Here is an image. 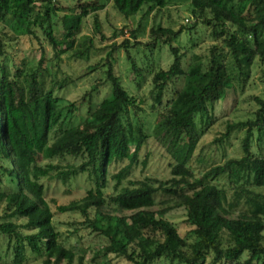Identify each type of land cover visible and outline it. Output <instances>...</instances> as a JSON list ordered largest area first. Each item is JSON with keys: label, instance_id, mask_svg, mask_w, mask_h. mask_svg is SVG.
Masks as SVG:
<instances>
[{"label": "trees", "instance_id": "1", "mask_svg": "<svg viewBox=\"0 0 264 264\" xmlns=\"http://www.w3.org/2000/svg\"><path fill=\"white\" fill-rule=\"evenodd\" d=\"M62 1L0 0V183H14V188L0 191V200L6 202L0 233L8 239L6 253L12 254L3 263L74 264L77 252L61 241L42 181L56 178L67 184L86 174L94 187L58 210L83 217L81 224L98 239L92 244L95 257L115 255L132 264H264V95L252 97L258 106L254 119L227 126L226 138L235 130L244 131L241 156L212 165L200 176L190 165L205 132L204 128L198 130V121L208 123L207 128L215 121L216 104L230 92L243 89L255 63L264 65V0H190L196 24L201 22L208 29L211 44L206 53L189 54L175 45L184 25L176 30L159 23L150 30L152 41L139 56L140 62L136 55L141 43L130 44V39L99 50L94 38L86 36L74 50L87 17L93 20L101 41L109 38L99 16L105 0H70L72 5ZM175 1L110 3L128 21L144 7L147 16L169 10ZM195 27L190 26L189 31ZM39 30L54 49L56 63L65 56L78 63L92 51H106V55L86 66L83 74L61 78L53 74L49 80L44 73V50L37 65L25 70L6 44L8 38L37 39ZM163 48L172 57L167 68L158 65L157 57L144 61ZM121 49L136 76L144 78V72H151L157 64L152 71L153 134L168 145L175 158L169 179L147 177L122 184L150 135L141 114L143 99L131 94L116 73V53ZM99 71L111 85L103 102L93 101L97 84L78 102L56 95V90ZM179 78L184 79L183 88L173 93L162 112L156 109L163 104L169 84ZM174 100L178 102L174 104ZM85 103L86 114L75 122ZM67 157L78 162L52 161ZM126 159L129 163L112 175L114 189L107 194L110 166ZM224 178L229 186L219 183ZM158 193L168 198L157 202ZM158 204L162 206L158 210L150 209ZM180 208L186 212L192 241L166 217ZM127 210L132 213H117Z\"/></svg>", "mask_w": 264, "mask_h": 264}, {"label": "rangeland", "instance_id": "2", "mask_svg": "<svg viewBox=\"0 0 264 264\" xmlns=\"http://www.w3.org/2000/svg\"><path fill=\"white\" fill-rule=\"evenodd\" d=\"M62 1V0H61ZM63 4L72 5L70 0H63ZM70 3V4H69ZM146 7H144L138 13L131 15L130 19L123 20V18L112 8L110 0H105V8L99 12L100 19L103 24L105 34L109 37L105 41H101L98 36L95 35V26L91 17H87L82 25L81 33L78 36V43L74 46V50L81 47L84 43L85 37H93L95 40L96 48L102 50L106 46H110L116 42L118 44L124 42L126 39H130V44L140 42V53L136 55L137 60L141 56L142 52H146L148 44L152 41L150 36V30L153 26L162 23L164 26L171 25L174 29H178L181 25L185 26V30L180 35L175 45L180 46L182 49L187 50L189 54L193 53H206L207 48L211 44L209 38L208 29L201 22L196 24V18L190 11V0H178L170 5L169 10H162L157 13L153 11L147 16H144ZM157 13V15H156ZM170 16V17H169ZM59 18V15H57ZM57 21L53 19V22ZM125 23L128 24L127 27ZM196 25V27L189 31L190 26ZM3 26V25H0ZM56 27L59 28L57 24ZM1 31V27H0ZM10 31V30H9ZM132 32H135L136 38H133ZM11 34V31L9 32ZM39 38L30 39L29 37H22L21 39H6L7 48L15 52L16 60L20 65L24 64L25 70L31 67H35L40 60L42 50L45 51V74H48V79L54 74L58 78H61L65 74L71 76H77L83 74L88 65L95 64L106 55V51H100L99 53L91 52V56L84 57L79 60L78 63L70 60L68 57H64L63 60L56 63L54 56V49L47 42L45 34L39 30ZM133 53L136 49L130 48ZM125 49H121L116 53V73L121 77L124 86L127 90L134 94L137 99H143L142 107L144 110L141 112L142 118L145 120L147 132L150 137L143 145L139 152V159L131 167L130 173L123 181V185H131L137 181L145 180L147 177L169 179L172 171V165L175 162V158L168 148V145L155 134H153V126L155 119L152 94V74L153 70L157 69V64L153 70L144 72V78L142 76H136L135 73L129 68V64L125 59ZM159 59V64L164 68H167L171 63L172 57L168 50L163 48L162 51L156 50L155 56H149V59H145L146 63L151 62L153 59ZM56 64L53 68V64ZM138 63V62H137ZM264 65L258 62L252 67L251 74L245 83L242 90L238 93L230 92L228 96L218 102L215 106V121L211 122L208 127V123L204 121H198V130L205 129L204 134L199 138L197 147L190 160V165L196 176H200L210 168L212 165L223 163L230 157H236L242 155L241 139L244 135L243 130H235L231 133L229 138L224 137L227 132L228 124L235 123L242 120L254 119L255 111L257 109L256 102L252 99L253 96L264 95V82L262 80ZM143 79V80H142ZM137 82H140L138 85ZM97 84L99 89L93 94V101L96 103L103 102L109 97L111 91V85L105 81V74L103 71L94 72L92 74L84 75L75 83L56 90V95L65 98L69 102L80 101L87 91H90L92 86ZM184 85V79L179 78L171 82L165 93L163 104L157 105L159 111H163L165 105L173 99V93L182 89ZM177 101H173L175 104ZM181 105L184 102L180 103ZM82 107L75 122L81 120L86 114V106ZM253 149H256V139L253 142ZM49 160H43L45 163ZM52 161L61 164H67L68 162H78L73 157L67 158H55ZM129 160H123L114 162L110 166L108 175V186L106 188L107 194H112L115 181L112 175L118 172L123 166L127 165ZM46 189V200L49 203L53 213V223L57 230L61 234V241L67 247L73 248L77 252L74 264H132L128 260L117 257L115 255H108L107 257H95L97 256L92 244L97 242L94 234H90V231L86 229L81 223L83 217L78 212H65L60 213L58 206L68 204L73 200L81 199L86 191L94 187V184L88 179L86 174H79L67 184L62 183L58 179L44 178L42 181ZM220 184L228 185L227 179L219 180ZM14 188V183L5 181L0 183V191L4 188ZM168 198L167 195L158 193L156 201L159 202ZM6 206V202L0 200V222H3V208ZM161 205H155L151 207L152 210H158ZM117 213L129 215L132 211H118ZM166 217L178 227L179 232L183 236H187L190 241L194 238L189 233L191 227L185 222L186 212L183 209H174L169 212ZM23 223V221L20 220ZM8 239L6 236L0 233V264L3 263V259L6 261L12 259V254L6 253ZM81 258V262H80ZM66 263V262H64ZM29 264H40V261L34 260Z\"/></svg>", "mask_w": 264, "mask_h": 264}]
</instances>
